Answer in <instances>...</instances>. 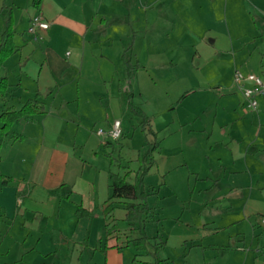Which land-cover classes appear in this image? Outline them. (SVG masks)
<instances>
[{"label": "crops", "instance_id": "obj_1", "mask_svg": "<svg viewBox=\"0 0 264 264\" xmlns=\"http://www.w3.org/2000/svg\"><path fill=\"white\" fill-rule=\"evenodd\" d=\"M177 1L178 5L175 7ZM180 1L192 3L185 7L186 4H180ZM112 6L120 8L115 11ZM0 12H5L3 18L6 19L5 22L0 21V34L6 28L7 20L12 17L11 30L14 32L12 42L15 47L14 52L0 66V80L5 81L3 89L5 92L0 95V112L7 108L17 110L30 99H35L43 106L42 113L15 121L10 127L11 133L2 144L0 174L10 178V181L6 186L0 185V191L9 187L0 203V216L4 214L2 209L10 206L16 209L17 204L32 195L33 190L40 201V197L49 196L56 190L65 191L63 197L66 198L68 193L74 191L76 193L81 187V183L77 184V176L84 170L82 164L84 159L82 153L75 152L72 142L77 140V144L85 146L90 152V133L95 135L100 144H105L107 139L103 140L98 136L96 130H93V125L89 127V124H82L75 114L80 115L79 110L87 107V112H90V100L97 98L101 102L102 96H108L111 102L114 99L113 105L117 104L118 107L123 106L127 109L120 93L126 90L128 82L119 90L117 86V92L110 95L107 92L102 94L95 89L88 96H83V100L80 96V89H87L90 85L99 88L113 76L100 70V66L107 65L109 58L103 53H98L97 49H101L99 46L102 43H99L101 39H97L95 31L105 33V29L111 30L115 22L117 26L113 31H119L126 39L132 33L141 32L142 28L151 35L148 42L151 48L147 49L145 63L140 61L137 53L134 55L135 63H131L132 58L127 56L130 47L126 48L127 44L124 43L125 49L121 57L124 58V64L127 59L130 60V64L137 65L133 70L135 74L138 70L145 69V65L150 62L153 70L160 66V75L166 80L179 78L184 74L192 77L190 67L193 60L199 57V48L205 49L208 55L206 63L216 65L228 63V79L233 87L230 92L235 97L222 92L221 83L214 78L211 81L217 84L211 86L209 90L200 88L199 81L195 83L197 85H192L194 87L190 86L185 90L177 102H184L188 95L197 91H213L220 99L226 97L235 99V107L231 112L234 119L246 120L240 115L241 111L244 115L252 113L253 119L256 120L255 125L248 128L237 122L232 123L238 124L233 143L229 136L228 139L219 140L212 139V131L207 135L210 148L213 143L214 145L219 143L221 146L223 142L228 141L227 144L232 145L229 151L232 160L228 163L226 157L217 158L215 165H218V169L215 175L209 173L206 179L218 192L221 191L220 187L223 184L227 187V193L214 203L221 207L229 204L251 210L247 214H240L232 222L227 221L214 227L211 225L207 231L218 232L230 222L235 224L246 221L250 226L251 241L254 240L257 245L245 247L242 242L243 236L237 234L232 237L234 243L228 240L227 249L221 247L222 245L208 246V249H201V256L197 255L191 259L185 254L184 260L186 264H264V228L259 225V216L264 214V105H258L255 110L246 108L240 91L233 84L236 68H244L250 64L249 61H257L260 70L258 74L264 75V68L260 66L264 54V0H150V3L148 0H41L37 8L32 5V0H6L4 4L0 0ZM19 12L23 18V27L17 31L15 15ZM36 13H40L43 20L49 24L46 30L37 31V37L26 32L30 18ZM106 23H109L108 27H104ZM175 25L180 26L177 32L174 31ZM242 27L254 34L251 40L239 43L240 39L237 38L231 40L230 45L217 43V34L227 33L228 36L229 34L232 36ZM244 29L242 30L245 31ZM170 33L175 36L170 37ZM190 33L195 36V40ZM106 34L104 44L112 39L111 35ZM163 36H166L169 43L159 50ZM111 44L112 42H108L107 45ZM193 46L195 51L191 53ZM166 49L168 51L187 49V55L182 57V60L175 59L173 63L165 54ZM167 64L170 66L167 67ZM165 70L170 75H164ZM193 79H196V73ZM81 84L83 87L80 88ZM130 86L131 102L135 105L133 102L135 93L132 88L134 85ZM94 112L91 111V114ZM228 112L225 109V113ZM116 118L115 115L111 118L106 117L103 129L108 128ZM90 121L93 122L92 119L89 123ZM223 124H225L223 127H226V123ZM179 126L182 138L187 133L195 132L196 128H201L199 130L202 131L207 128L195 127L194 123L189 122ZM47 137H52L53 140ZM161 142L160 139L159 145ZM41 158L45 160L44 167L40 169L41 171H35ZM34 172H40L39 177L43 180L38 188L29 191L26 178H32ZM109 196L104 200L105 204L123 208L122 203L108 201ZM161 238L163 240V235ZM49 252L30 248L24 250L13 261H8L0 252V264H61L63 258L61 252L53 250V260H50L52 256Z\"/></svg>", "mask_w": 264, "mask_h": 264}, {"label": "rangeland", "instance_id": "obj_2", "mask_svg": "<svg viewBox=\"0 0 264 264\" xmlns=\"http://www.w3.org/2000/svg\"><path fill=\"white\" fill-rule=\"evenodd\" d=\"M148 1L150 3V0ZM2 2L4 4L6 0ZM179 3H185L187 7L192 2ZM177 5L178 1L175 2V7ZM112 8L117 11L120 7L112 6ZM4 14L5 12H0L2 22L6 21L3 18ZM22 22L23 18L19 12L15 15L17 31L22 29ZM11 24H13L12 17ZM108 24L106 23L104 27H108ZM113 24L111 30L105 29V33L100 30L95 31L97 39H101L99 43H102L99 46L101 49H97L98 53H103L109 58L107 65L100 66V70L103 73L109 72L113 76L99 88L90 85L87 89H80L81 99L83 100L95 89L102 94L107 92L110 95L117 92V86L119 90L123 84L130 82L134 85L133 102L135 105L138 104L149 118L152 132L141 129L138 116L133 115L123 106L113 105L114 99L112 102L108 96H102L101 102L97 98L91 99L90 112H87L88 107L83 108L79 110L80 115L75 114V116L82 121V124H89V127L93 125V130L97 131L105 128L106 117L111 118L115 115L121 121V137L118 140H110V144L106 145L100 144L95 135L90 133V152L85 146L77 144V140L72 142L75 152L82 153L84 159L83 163L81 162L84 164V170L77 176V184L81 183V187L76 193L75 191L68 193L66 198L63 197L65 191L56 190L49 196L40 197V201L36 198V191L33 190V196H27L19 202L16 209L12 206L2 209L4 214L0 216V252L8 261H13L24 250L32 248L36 251H50L52 256L50 260L54 258L53 250L60 251L63 257L61 264H132L135 250L131 243L125 242L124 234L128 229L124 220L125 212L123 208L104 203L110 195L107 175L109 171L120 174L129 171L130 175L126 180L133 182L134 171L139 165L137 158L144 155L151 143L160 139L162 142L153 153L154 163L144 176L142 184L145 191L152 188L156 191L147 197V203L152 208L153 214L150 216L152 220L145 223L144 230L149 237L158 236L156 240H162L163 235L165 243L158 253L159 257L167 259L171 264H186L185 254L192 259L197 255L201 256V249H206L208 246L222 245L221 247L227 249L228 240L234 243L232 237L237 234L243 236L242 242L245 247H256V242L251 241L248 222L231 224L240 214H247L251 210L229 204L221 207L218 203H214L216 199L218 201L227 193V187L223 184L222 188L220 187L221 191L218 192L206 179L209 173L215 175L218 169V165H215L217 158L226 157L228 163L232 160V154L229 152L232 145L225 141L222 147L219 143L216 145L213 143L210 148L207 135L212 131V139L219 140L228 139L229 136L233 143L238 124L232 125V123L237 122L248 128L255 125L256 120L253 119L252 113L248 112L244 115L241 111L240 115L246 120L241 121L239 118L235 120L231 113L235 107V99L230 97L220 99L213 91H204L206 93L197 91L188 95L184 102H177L185 90L197 85L195 83L199 81L200 88L209 90L211 86L217 84L211 81L214 78L221 83L222 92L234 96L230 92L233 87L228 79V63L225 62L227 65L206 63L208 55L205 49L199 48V57L193 60L190 67L192 77L184 74L179 78L166 80L160 75V66L153 70V66L148 62L145 69L138 70L136 74L133 68L128 78L124 58L121 57L125 49H123L124 43L127 44L126 48L130 47L127 56L132 58L131 63H135L136 53L140 61L145 63L147 49L151 48L150 43L148 44L151 35L142 28L141 32L130 35L128 33L126 39L119 34V31H113L117 26L115 22ZM179 27L175 25L174 31L177 32ZM242 29L236 31L239 34L233 33L232 36L231 34L228 36L227 33L217 34V43L230 45L231 40L237 38L240 39L239 43L251 40L254 34L248 32L246 28L245 31ZM106 33L111 35L112 39L104 44ZM190 35L195 40V36L191 33ZM173 36L175 34L170 33V37ZM162 39L159 50L169 43L166 36ZM108 42L112 44L107 45ZM194 51L195 46L190 52ZM186 52L187 49L183 51L166 49L165 54L175 63V59L182 60V57L187 55ZM249 63L244 68H236V70L244 75L260 73L257 61H249ZM230 66L232 67V61ZM194 73L196 79H193ZM164 75L168 76L170 73L166 71ZM81 87L83 84L80 85ZM258 105H264V100H258ZM225 109L229 112L225 113ZM91 111L95 112L91 114ZM90 119L93 122L89 123ZM184 122L194 123L195 127L207 128L205 131L196 128L195 132L187 133L182 138L179 125ZM223 123H226V127H223L225 125ZM211 124H213L212 128ZM47 139L53 140L52 137ZM1 148L2 145L0 150ZM44 162L45 160L41 158L37 162L35 171L44 167ZM39 175L40 172H34L32 178H26L29 191L39 187V183L43 180ZM2 189L0 203L9 187ZM227 221L231 222L224 229L218 232L207 231L210 229L208 227H212L211 225L214 227ZM132 236H137V233H132ZM139 259L146 261L148 257L143 255Z\"/></svg>", "mask_w": 264, "mask_h": 264}, {"label": "trees", "instance_id": "obj_3", "mask_svg": "<svg viewBox=\"0 0 264 264\" xmlns=\"http://www.w3.org/2000/svg\"><path fill=\"white\" fill-rule=\"evenodd\" d=\"M41 0H32V5L37 8ZM5 30L0 34V66L3 61L14 52L15 47L12 42L13 30H11V19L7 20ZM126 74L129 78L132 69L137 65L130 64V60H125ZM260 66L264 68V54ZM5 81L0 80V95L4 94ZM121 100L126 105L129 112L138 116L141 129L144 131H151L149 124V118L145 115L143 110L134 105L131 102L132 91L128 82L126 90L120 93ZM43 106L39 104L35 99L27 100L19 109L12 108L4 109L0 112V147L7 136H9L11 125L21 119L29 118L35 114L42 113ZM122 135V134H121ZM110 144V140L106 143ZM159 140L151 143L149 148L145 151L142 157H138L139 165L134 171V180L129 182L126 180L130 175L129 171L120 174L118 172L109 171L108 181L111 194L108 201H117L123 204L125 210L124 220L127 222V234L126 243H131L134 247L135 254L132 258V264H167V259L159 257V251L164 247L163 240H156L158 236L149 237L145 230V223L151 220V214H153L152 208L147 203V197L156 192L155 188L145 191L142 188L143 178L148 173L149 169L154 163L153 153L158 149ZM112 163V162H110ZM10 178L0 174V185H7ZM59 189V188H58ZM132 233H137V236H132ZM143 255L148 257V260L144 261L139 259Z\"/></svg>", "mask_w": 264, "mask_h": 264}, {"label": "built area", "instance_id": "obj_4", "mask_svg": "<svg viewBox=\"0 0 264 264\" xmlns=\"http://www.w3.org/2000/svg\"><path fill=\"white\" fill-rule=\"evenodd\" d=\"M48 26L49 24L43 20L40 13H36L30 18L26 32L37 37V31L46 30ZM233 84L240 91L245 107L255 110L258 106V100L264 98V75L252 73L244 75L235 70ZM96 134L103 140H118L122 134L121 121L119 119L113 120L108 128H100ZM259 225L264 228V214L259 216Z\"/></svg>", "mask_w": 264, "mask_h": 264}]
</instances>
